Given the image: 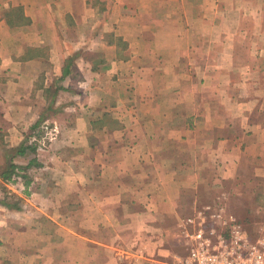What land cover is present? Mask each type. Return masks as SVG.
<instances>
[{"label":"crops","instance_id":"crops-1","mask_svg":"<svg viewBox=\"0 0 264 264\" xmlns=\"http://www.w3.org/2000/svg\"><path fill=\"white\" fill-rule=\"evenodd\" d=\"M199 212L264 238V0H0V264H159Z\"/></svg>","mask_w":264,"mask_h":264},{"label":"built area","instance_id":"built-area-1","mask_svg":"<svg viewBox=\"0 0 264 264\" xmlns=\"http://www.w3.org/2000/svg\"><path fill=\"white\" fill-rule=\"evenodd\" d=\"M57 134L56 125L45 123L32 134L30 144L35 145L36 158L47 151ZM13 179L21 180L20 172ZM184 224V251L171 254L159 264H264V238L248 240L240 222L228 220L220 227L213 223L208 227L200 213L187 217Z\"/></svg>","mask_w":264,"mask_h":264},{"label":"trees","instance_id":"trees-1","mask_svg":"<svg viewBox=\"0 0 264 264\" xmlns=\"http://www.w3.org/2000/svg\"><path fill=\"white\" fill-rule=\"evenodd\" d=\"M39 129V128H38ZM36 132H38V131H35L34 133H36ZM31 147V149H34V151H35V145L34 144H27V147ZM11 168H12V166L10 167V169H9V174L6 176V177H10L11 175V173H12V171H14V169L13 170H11ZM11 172V173H10ZM16 173V171L13 173V174H15Z\"/></svg>","mask_w":264,"mask_h":264},{"label":"rangeland","instance_id":"rangeland-1","mask_svg":"<svg viewBox=\"0 0 264 264\" xmlns=\"http://www.w3.org/2000/svg\"><path fill=\"white\" fill-rule=\"evenodd\" d=\"M246 237L248 238V240H250V241H254L256 238H254L253 236H248V235H246ZM184 248V247H183ZM182 249V248H181Z\"/></svg>","mask_w":264,"mask_h":264}]
</instances>
